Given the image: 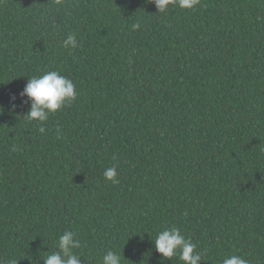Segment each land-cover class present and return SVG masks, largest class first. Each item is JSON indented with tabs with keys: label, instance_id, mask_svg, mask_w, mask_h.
<instances>
[{
	"label": "trees",
	"instance_id": "1",
	"mask_svg": "<svg viewBox=\"0 0 264 264\" xmlns=\"http://www.w3.org/2000/svg\"><path fill=\"white\" fill-rule=\"evenodd\" d=\"M156 11L148 0H0L4 264H43L65 230L81 264L108 250L121 264H183L154 247L172 226L198 264H264V0ZM70 33L72 50L61 46ZM52 70L78 95L40 132L19 93ZM113 166L115 184L103 175Z\"/></svg>",
	"mask_w": 264,
	"mask_h": 264
},
{
	"label": "clouds",
	"instance_id": "2",
	"mask_svg": "<svg viewBox=\"0 0 264 264\" xmlns=\"http://www.w3.org/2000/svg\"><path fill=\"white\" fill-rule=\"evenodd\" d=\"M56 2L60 3L61 0H56ZM148 2L155 4L156 13L164 14L169 10V5L178 6L181 9H192L199 4L200 0H148ZM140 26V23L136 22L131 27L133 30H137ZM61 46L69 50L76 49L78 47L76 35L68 34ZM19 95L26 98L22 102L29 104V109L25 114L26 118L29 121L40 122L39 131L44 132L43 122L48 120L49 115L69 106L78 94L76 85L71 79L52 70L28 79ZM11 100L14 109L16 107L15 95L11 97ZM103 175L105 179L111 180L114 184L119 182L115 166L105 169ZM153 242L155 250L161 254L162 260L165 258L171 260L176 256L183 264H198L199 261L204 260L203 254L196 251V245L191 239L181 234L180 229L175 226L158 232ZM80 247L81 242L75 238L73 232L65 230L58 238V250L40 258L43 260V264H81L80 257L82 255L74 251ZM121 261V255L112 250H108L102 257V264H121ZM0 264H4V261L0 260ZM7 264H17V260L9 259ZM222 264H249V261L234 254L225 257Z\"/></svg>",
	"mask_w": 264,
	"mask_h": 264
}]
</instances>
